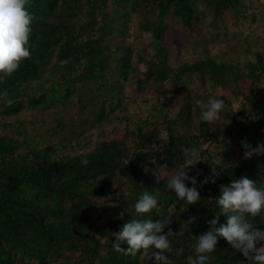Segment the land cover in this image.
<instances>
[{"label": "trees", "instance_id": "trees-1", "mask_svg": "<svg viewBox=\"0 0 264 264\" xmlns=\"http://www.w3.org/2000/svg\"><path fill=\"white\" fill-rule=\"evenodd\" d=\"M26 7L34 17L32 59L11 77L0 73V90L14 101L9 107L0 100V115L72 102L78 115L65 123L57 116L48 135L35 137L23 125L14 135H0V264H153L142 252L114 251L113 233L132 219L169 215L163 231L174 233L173 253L165 255L187 264L197 236L220 212V186L242 176L264 186V154L245 158L241 144L264 143V52L254 49L242 62L219 58L208 48L218 33L209 38L198 28L208 16L216 26L226 11L244 17L248 6L244 0H29ZM133 23L149 34L147 46L131 43ZM174 31L200 48L197 58L178 61ZM127 84L152 94L142 98L143 111L130 116ZM227 94L240 100L236 108ZM212 97L227 108L207 124L200 105ZM57 133L54 146L47 140ZM185 148L201 159L187 172L197 183L185 181L200 193L193 204L167 188L191 159ZM212 167L219 172L215 183L201 184ZM144 192L157 195L159 208L141 216L134 205ZM190 216L196 220L186 226ZM226 222L220 214L217 227ZM253 226L264 230V217L253 218ZM179 248L184 252L177 256ZM210 264L252 262L218 237Z\"/></svg>", "mask_w": 264, "mask_h": 264}, {"label": "clouds", "instance_id": "clouds-1", "mask_svg": "<svg viewBox=\"0 0 264 264\" xmlns=\"http://www.w3.org/2000/svg\"><path fill=\"white\" fill-rule=\"evenodd\" d=\"M28 4L29 0H0V73H3L5 78L18 71L22 61L32 59L30 36L34 17L26 7ZM0 100L9 107L14 103L8 98L7 89L0 90ZM200 108L201 121L212 124L221 119L220 113L227 105L223 99L212 97L208 102L202 103ZM241 144L247 149L244 152L245 158H250L253 154L257 156L264 154V143L256 148H252L243 140ZM183 152L191 159L171 175L167 188L174 191L179 199L193 204L200 200V193L195 187H188L185 181L191 179L193 185L197 183L187 172L189 166L195 165L201 159L196 149L185 148ZM81 162L84 165L88 164L86 158ZM217 176L219 172L212 167V177H205L201 184L209 181L215 183L214 177ZM220 192L221 195L216 201L220 212L216 218L207 221L209 230L197 236L195 257L187 256V264H210L218 237H223L236 252L241 253L252 264H264V230L253 226V218L264 217V186H258L253 179L242 176L232 180L227 186L221 185ZM134 208L141 216L153 209L158 210L157 195L144 192L136 201ZM220 214L227 216V222L217 227ZM171 216L155 222L150 219H132L124 223L119 232L113 233L116 237V242L112 244L113 250L133 256L137 252H142L149 259H153V264H173L172 259L165 253H173L169 237L174 233L170 228L167 232L163 231L171 223ZM195 220V216H190L184 224L188 226ZM122 243H126L127 247H121ZM183 252V248L175 250L177 256Z\"/></svg>", "mask_w": 264, "mask_h": 264}, {"label": "rangeland", "instance_id": "rangeland-1", "mask_svg": "<svg viewBox=\"0 0 264 264\" xmlns=\"http://www.w3.org/2000/svg\"><path fill=\"white\" fill-rule=\"evenodd\" d=\"M244 2L248 6V9L243 11L247 14L246 16H240L238 19H235L231 13L226 11L217 20L216 26L210 25V21L213 18L208 16L205 17V21H202L198 27L201 35L205 37L210 38L213 35L214 38V34L218 33V36L208 43V48L214 56L222 59H232L233 62H242L246 58H252L254 49L264 52V0H244ZM251 13L255 14L256 19L250 17ZM129 31L131 32L129 38L131 43L136 46H141V48L147 46L149 39L148 33H140L134 23L130 25ZM172 34V46L178 61L191 62L199 56L201 50L198 46L193 45V42L187 40L182 34L180 35L178 31H174ZM147 48L149 50V47ZM140 68L142 69V65H140ZM218 93H221L220 90H218ZM151 95V90H144L138 93L134 90L133 85L127 84L124 105L130 109L128 116L143 111L145 104L142 103V98H149ZM227 95L233 99V106L236 108L240 100L233 98L229 94ZM68 105L67 107L47 110L25 108L14 116L3 117L0 115V135H14L15 127L20 125L25 126L29 133H36L35 137L39 134L48 135L51 129L59 124V121L56 119L57 116L62 118L61 123H65L70 116L78 115L76 105L73 102ZM124 121L117 122L116 125L120 128ZM94 132L92 130L91 135H94ZM58 137L59 133L54 134L47 141L57 146ZM160 173L162 175L166 174L163 170ZM153 176L156 177V175Z\"/></svg>", "mask_w": 264, "mask_h": 264}, {"label": "bare ground", "instance_id": "bare-ground-1", "mask_svg": "<svg viewBox=\"0 0 264 264\" xmlns=\"http://www.w3.org/2000/svg\"><path fill=\"white\" fill-rule=\"evenodd\" d=\"M160 100V99H159ZM163 101H164V99H163ZM173 101H175V100H173ZM172 104V103H171ZM174 104V103H173Z\"/></svg>", "mask_w": 264, "mask_h": 264}]
</instances>
